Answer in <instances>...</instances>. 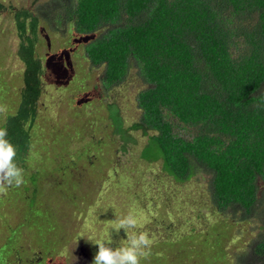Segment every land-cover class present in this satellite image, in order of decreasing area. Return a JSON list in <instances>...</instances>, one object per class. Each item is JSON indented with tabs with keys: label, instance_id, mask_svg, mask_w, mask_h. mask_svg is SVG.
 Masks as SVG:
<instances>
[{
	"label": "trees",
	"instance_id": "obj_1",
	"mask_svg": "<svg viewBox=\"0 0 264 264\" xmlns=\"http://www.w3.org/2000/svg\"><path fill=\"white\" fill-rule=\"evenodd\" d=\"M31 11V27H36L33 55L64 72L69 70V83L79 78L73 88L80 91L75 103L81 108V119L74 121L80 122L79 131L71 130L67 156L80 148L88 160L92 157L89 145L95 146L96 141L94 149L99 155L114 146L111 135L100 131L95 140L89 139V148L74 149L79 137L96 136L94 123L83 115L94 100L84 84L92 73H84L82 63L100 70L103 89L122 83L135 67L145 87L137 92L140 115L130 128L151 132L141 157L161 160L164 172L178 182L200 173L209 175L208 196L218 212L234 209L245 215L255 209L258 182L264 181V0H43ZM4 40L0 33V128L9 132L15 124L21 138L20 145L14 144L17 149L26 144V135L28 143L37 146L50 120L40 116L41 123L34 122L35 115L25 106L21 91L26 79L2 69ZM107 109L112 133H119L126 142L117 107L108 103ZM28 163L19 165L24 170L22 194L27 182L33 186L28 197H21L22 212L25 217L36 210L45 221L50 218L44 227L37 220L33 235L43 253L42 263L37 264H44L46 255L63 238L65 225L53 224L44 210L38 173L27 174ZM60 187H53L51 193L56 195ZM3 200L0 206L13 199ZM6 211L2 218L7 219ZM224 222L227 230L217 233L228 236L230 227ZM14 244L12 236L0 246V264H10ZM199 244L208 248L204 238L193 233L176 241H158L141 264H162L177 252L181 264H190L195 256H206L208 262L213 247L209 245V254ZM215 252V259L221 258ZM237 260L239 264H264V231Z\"/></svg>",
	"mask_w": 264,
	"mask_h": 264
},
{
	"label": "rangeland",
	"instance_id": "obj_2",
	"mask_svg": "<svg viewBox=\"0 0 264 264\" xmlns=\"http://www.w3.org/2000/svg\"><path fill=\"white\" fill-rule=\"evenodd\" d=\"M42 1L0 0V33L5 35L2 51L6 54V62L2 69L8 68L26 79L21 91L24 92L25 106L32 108L35 115L34 122L40 124V116L43 119L46 117V121L50 120L49 126L42 128L44 138L37 141V146L28 143L30 137L26 135L27 142L17 149L16 157L18 166L29 162L27 174L38 173L39 197L44 203V210L51 215L53 224L60 221L65 225L63 238L59 239L56 250L46 255L44 264H92L97 248L90 241L108 240L110 237L115 242L113 247L123 244L126 238L123 230L117 234L112 229L116 220L129 212L136 215L138 230L149 233L152 244L176 241L190 233L204 238L208 248L202 244L198 246L209 253L211 245L213 257L207 262L208 257L195 256L190 264H239L238 256L252 248L264 231V181L258 182V201L251 213L244 215L243 210L234 209L221 213L214 208L208 196L209 175L200 173L187 181L178 182L164 172L161 160L148 161L142 158L141 150L151 132L130 128L140 115L136 105L137 92L145 87L135 67L130 68L122 83L103 89L99 80L100 70L91 69L88 63H82L84 73H92L84 84L89 86L86 91L94 100L87 107L88 114L83 112V115L94 123L96 136L89 133L90 136L79 137L74 141V149L90 147L88 150L92 157L88 160L80 148L67 156L66 151L71 150L67 145L74 134L72 132H76L80 125V122L74 121L76 118L81 119V108L75 103L80 91L74 89L79 78L69 83L72 76L69 70L64 72L61 67L50 66L31 51L36 27H31L30 13ZM21 23L23 26H19ZM108 103H113L118 109L128 137L126 142L119 133H112ZM33 127L38 130L36 124ZM100 131H107L114 142V146L107 152L101 151V155L94 149L98 141L95 146L93 143L88 144L89 139L95 140ZM17 132L13 123L7 138L13 145L21 144ZM57 185L61 186L58 188L60 191L56 195L52 194V188ZM32 187L27 182L24 195V187L21 189V186L9 187L6 193L0 192V203L4 201L3 198L13 199L8 205L0 206L1 246L5 238H12L13 234L15 238L18 237V248L8 257L10 264H37L43 260L41 244L34 243L33 235L38 228L37 220L44 227L50 218L47 217L45 221L36 210H30L25 219L22 212L21 197H28ZM5 211L7 219L2 218ZM222 221L230 227L228 236L225 232H222V236L217 233L221 229L227 230ZM9 228L12 229L11 233L7 230ZM210 230L216 233H210ZM215 251L221 253V258L215 259ZM180 258L177 252L162 262L181 264Z\"/></svg>",
	"mask_w": 264,
	"mask_h": 264
},
{
	"label": "clouds",
	"instance_id": "obj_3",
	"mask_svg": "<svg viewBox=\"0 0 264 264\" xmlns=\"http://www.w3.org/2000/svg\"><path fill=\"white\" fill-rule=\"evenodd\" d=\"M7 137V128H0V192L12 186L20 187L25 182L24 170L16 163L17 148ZM138 226L136 215L129 212L118 218L112 229L117 234L123 230L126 237L123 244L113 247L115 242L110 237L90 241L97 248L92 264H141V260L150 255L153 241L149 233L138 230Z\"/></svg>",
	"mask_w": 264,
	"mask_h": 264
},
{
	"label": "flooded vegetation",
	"instance_id": "obj_4",
	"mask_svg": "<svg viewBox=\"0 0 264 264\" xmlns=\"http://www.w3.org/2000/svg\"><path fill=\"white\" fill-rule=\"evenodd\" d=\"M10 233H11V230L12 229H7ZM20 234V229H19V232H18V235ZM15 234H13L12 236H14ZM18 238V237H17ZM17 238H16V241H17ZM5 240L7 241V238H5ZM2 244V243H1ZM1 244H0V246H1ZM14 246V250H16L17 248H18V244L16 243V244H14L13 245Z\"/></svg>",
	"mask_w": 264,
	"mask_h": 264
}]
</instances>
